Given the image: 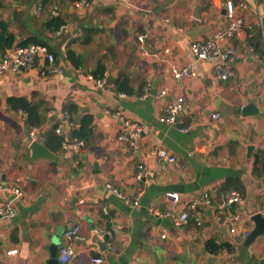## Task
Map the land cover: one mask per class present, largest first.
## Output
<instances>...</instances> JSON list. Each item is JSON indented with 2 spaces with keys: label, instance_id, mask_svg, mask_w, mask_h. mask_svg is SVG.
<instances>
[{
  "label": "crops",
  "instance_id": "obj_1",
  "mask_svg": "<svg viewBox=\"0 0 264 264\" xmlns=\"http://www.w3.org/2000/svg\"><path fill=\"white\" fill-rule=\"evenodd\" d=\"M87 1L78 8L68 0H0V19L16 42L44 41L62 69L45 74L37 58L24 71L0 73V201L11 200L12 186L22 193L13 198L14 216H0V264H48L53 243L58 261L64 234L76 224V255L65 264H94L99 255L107 264H241V241L223 219L238 214L236 229L250 232L251 215L264 206V0H233L245 3L236 9L245 24L230 38L237 58L227 79L190 50L193 40L212 37L226 23V0ZM55 6L64 24L51 31ZM69 49L80 56L78 67L67 59ZM98 61L105 65L101 85L92 74ZM188 62L196 75L174 78L170 68ZM119 75L131 93L115 88ZM179 95L185 108L176 123L162 122ZM11 97L37 105L41 125L28 126L25 113L9 106ZM250 100L256 115L243 113ZM87 117L91 134L75 148L70 129ZM125 118L140 124L135 146L118 139ZM53 125H62L55 133L67 147L50 149L53 160L32 161L30 132L45 145ZM161 148L175 160L160 161ZM144 160L149 172L138 179ZM231 192L240 200L220 211L217 204ZM182 210L188 218L179 224L156 214ZM249 252L264 264V235Z\"/></svg>",
  "mask_w": 264,
  "mask_h": 264
},
{
  "label": "built area",
  "instance_id": "obj_2",
  "mask_svg": "<svg viewBox=\"0 0 264 264\" xmlns=\"http://www.w3.org/2000/svg\"><path fill=\"white\" fill-rule=\"evenodd\" d=\"M87 0H77L75 1V6L82 7L87 5ZM245 3L238 2L234 3L233 0H226L224 3L225 7V17L226 23L222 26H219L213 33L212 37L206 40H193L190 43V50L195 59L208 60L212 62L213 70L217 76L222 79H227L233 76L232 66L235 63L237 58V48L230 41V38L236 34L245 24L243 15L237 13L236 9L245 8ZM53 16L58 14V6H55L51 12ZM140 42H143V37H139ZM37 58H41L44 61V65L42 68V72L45 74H56L61 72V66L56 61V56L53 52H51L46 45L43 44H28L26 46L15 45L12 48L8 49L3 57L0 60V73H4L6 71H24L33 66L35 60ZM23 68L22 70L20 68ZM170 72L172 76L176 79L181 77H194L196 75V71L193 66V62H188L181 67L172 66L170 68ZM104 80H97V83L101 85ZM161 95H164L166 91L162 89L160 91ZM185 108V99L183 95L177 96L175 99L170 101L165 109L164 113L160 116V120L169 125H174L178 119V115ZM213 118H218L219 113H212ZM141 127L140 124L136 121H133L129 118H125L123 120V129L118 135V139L126 143L130 146H135L138 135L140 133ZM181 130L185 131L187 128H181ZM57 132L62 131V125H58L56 128ZM31 139H36L35 130L30 132ZM82 142L73 139L72 146L78 147ZM63 147H67L65 141L62 142ZM157 158L162 162H172L175 160V157L171 155L165 149H158L156 152ZM148 167L146 161L144 160L137 167L136 177L138 179H142L148 174ZM111 189L112 186L108 185ZM143 189H140L139 193H142ZM9 193L14 195V198H18L22 195L19 188L12 186L9 189ZM169 197L174 201H178V195L176 193H169ZM240 195L237 192H231L226 196V199L223 203H218L217 207L220 211H222L226 205L231 204L233 202H237L240 200ZM13 199L0 201V216L1 217H12L15 214V208L13 206ZM195 206V205H193ZM153 210V209H151ZM257 213H261L264 215V206ZM157 215L163 217H169L175 224L183 223L188 218V213L184 210L179 212L174 211H157ZM239 219L238 214L226 216L223 219L224 222H230V232L234 233L236 239L242 241L248 234V230L239 231L236 229L235 224ZM80 232V225L76 224L72 226L65 232V242L62 243L58 247V261L61 264H65L71 261L75 255L76 250L73 244V240L78 238V234ZM162 237H165V234H162ZM114 249V246H111ZM16 250L8 251L9 254L15 253ZM94 264H107L105 258L101 255L94 256L91 258Z\"/></svg>",
  "mask_w": 264,
  "mask_h": 264
},
{
  "label": "trees",
  "instance_id": "obj_3",
  "mask_svg": "<svg viewBox=\"0 0 264 264\" xmlns=\"http://www.w3.org/2000/svg\"><path fill=\"white\" fill-rule=\"evenodd\" d=\"M68 1L74 2L76 0H68ZM62 24H64V20L61 16H51L47 20V27L51 31L58 30ZM31 43L46 45L44 41H41L34 37H29L17 43L16 36L10 31L8 23L5 20L0 19V60L3 57L4 53L13 46L15 45L26 46ZM49 50L53 52L55 56L57 55L56 52H54L51 48ZM66 57L75 67H78L81 64L80 56L78 57V55L72 49H69L67 51ZM104 71H105L104 63L102 61H98L96 67L92 71L93 77H95L97 80H103ZM126 83H128V80L123 76L119 75L114 79V85L118 91H126L131 93L132 90L124 87V84ZM8 104L14 110H21L22 112L25 113L26 115L25 121L28 126L38 127L41 125L43 121L42 113L38 109V106L32 103L31 101L27 100L24 97H11L8 100ZM80 122H81L80 127L78 128L72 127L69 133H70V137L85 142L88 141V138L91 134V130L89 127L90 120L87 117L85 119H82ZM55 128L56 125H53L51 130L48 133H46V136L43 140L45 145L53 151H57L59 148H61L63 142V137L55 133ZM257 161H260V158L259 159L257 158ZM210 245L211 247H215L213 248V250L215 251L217 250V248H219V246L214 245L213 242H211ZM227 246L229 247L230 250H234V247L232 245L227 244Z\"/></svg>",
  "mask_w": 264,
  "mask_h": 264
},
{
  "label": "water",
  "instance_id": "obj_4",
  "mask_svg": "<svg viewBox=\"0 0 264 264\" xmlns=\"http://www.w3.org/2000/svg\"><path fill=\"white\" fill-rule=\"evenodd\" d=\"M223 14H225V9L223 10ZM20 69L22 70L23 68L21 67ZM152 92H155V84L153 85ZM242 110L244 115H256L258 113L255 102L253 100H250ZM28 148L30 151V159L32 161H36L40 158L48 160H53L55 158L54 153L46 145L36 139L30 141ZM13 198L14 195L12 194L10 199ZM251 220L254 223L253 228L251 229L249 234L241 241V243L237 245V256L241 264H255L250 255L249 246L256 240L257 237L264 235V215H262L261 213H254L253 215H251ZM47 263L59 264L56 259V247L54 243L50 246V257Z\"/></svg>",
  "mask_w": 264,
  "mask_h": 264
}]
</instances>
